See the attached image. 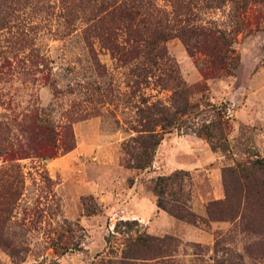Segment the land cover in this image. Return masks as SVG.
Wrapping results in <instances>:
<instances>
[{
  "label": "rangeland",
  "instance_id": "obj_1",
  "mask_svg": "<svg viewBox=\"0 0 264 264\" xmlns=\"http://www.w3.org/2000/svg\"><path fill=\"white\" fill-rule=\"evenodd\" d=\"M214 109L227 149L195 132ZM260 158L264 0H0V264L117 261L139 234L174 241L138 264H264L260 176L224 180ZM178 170L193 222L152 190Z\"/></svg>",
  "mask_w": 264,
  "mask_h": 264
},
{
  "label": "trees",
  "instance_id": "obj_2",
  "mask_svg": "<svg viewBox=\"0 0 264 264\" xmlns=\"http://www.w3.org/2000/svg\"><path fill=\"white\" fill-rule=\"evenodd\" d=\"M212 34L209 36L211 37ZM213 38V37H211ZM212 57L215 58L214 54ZM178 95V92H176ZM186 107L189 106L188 99L182 102ZM181 105V103H180ZM181 106L178 107V113H186V108L181 110ZM215 110V109H214ZM217 112L219 119L209 120L208 122H203L200 129L195 132L207 138L213 149L224 148L227 149L225 144V131H224V121H222V113L218 110ZM222 117V119L220 118ZM172 121V120H171ZM170 122L173 123V122ZM169 125V124H168ZM146 131H149L148 129ZM151 131V130H150ZM55 129L47 128V138L51 141L54 139ZM149 138H154V134H149ZM53 148H44L41 150L40 156L43 158H53L58 154L56 150L57 147L55 144ZM159 144V141L156 142ZM155 144V145H156ZM151 147V145H149ZM134 164L138 168L147 167L149 162L144 161L141 158L133 156ZM255 173L260 176V188L259 191L261 197L264 198V159L250 160L244 163H238L235 166H229L224 169V180L226 184V190L228 197L230 195L231 187L229 186V180L231 179L235 184L242 188L244 186L243 180H246L247 183H250L251 175ZM190 179V173L184 170H178L170 175H160L158 176L152 184V190L157 196V204L160 208L168 211L170 214L174 215L177 218L185 219L188 221H195L197 215L191 210L189 205L191 194L190 192H185L186 190V181ZM243 179V180H242ZM228 201L214 202L211 204L212 207L209 208L210 215H213L214 208L213 206H226L229 203ZM220 214L223 213L221 209H218ZM122 223L128 226L129 229H137L139 226L137 220H122ZM174 241L172 237H157L150 234H139L136 236H131L123 249L122 256L117 261H101L98 264H138L140 261L153 260L161 257H165L169 253V244Z\"/></svg>",
  "mask_w": 264,
  "mask_h": 264
}]
</instances>
